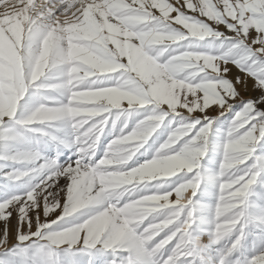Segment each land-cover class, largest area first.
Wrapping results in <instances>:
<instances>
[{
    "label": "snow or ice",
    "instance_id": "1",
    "mask_svg": "<svg viewBox=\"0 0 264 264\" xmlns=\"http://www.w3.org/2000/svg\"><path fill=\"white\" fill-rule=\"evenodd\" d=\"M0 5V264H264V0Z\"/></svg>",
    "mask_w": 264,
    "mask_h": 264
},
{
    "label": "rangeland",
    "instance_id": "2",
    "mask_svg": "<svg viewBox=\"0 0 264 264\" xmlns=\"http://www.w3.org/2000/svg\"><path fill=\"white\" fill-rule=\"evenodd\" d=\"M5 2L7 3V2H9V0H5ZM3 5H0V11H3ZM61 183H63V181H61Z\"/></svg>",
    "mask_w": 264,
    "mask_h": 264
}]
</instances>
